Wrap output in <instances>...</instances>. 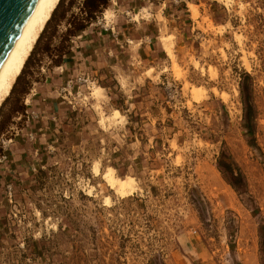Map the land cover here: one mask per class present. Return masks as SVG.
I'll use <instances>...</instances> for the list:
<instances>
[{
	"label": "rangeland",
	"instance_id": "rangeland-1",
	"mask_svg": "<svg viewBox=\"0 0 264 264\" xmlns=\"http://www.w3.org/2000/svg\"><path fill=\"white\" fill-rule=\"evenodd\" d=\"M81 1L0 106V264H264V0H110L67 38Z\"/></svg>",
	"mask_w": 264,
	"mask_h": 264
},
{
	"label": "bare ground",
	"instance_id": "bare-ground-1",
	"mask_svg": "<svg viewBox=\"0 0 264 264\" xmlns=\"http://www.w3.org/2000/svg\"><path fill=\"white\" fill-rule=\"evenodd\" d=\"M58 2L59 0H36L25 23L0 65V106L9 95L16 78L21 73L26 60ZM191 8L192 12L195 13L193 7ZM166 49L168 53L172 54L170 46H166ZM200 91V88L192 87L191 93L195 99L199 98L198 95L201 96ZM93 94H96V91ZM112 115L122 116L118 109H114ZM93 170L95 172L98 171V163L94 165ZM103 178L107 185L120 196L128 195L135 186L132 176L121 178L115 175L114 169L111 167H108L103 173ZM106 200H108V197Z\"/></svg>",
	"mask_w": 264,
	"mask_h": 264
},
{
	"label": "trees",
	"instance_id": "trees-1",
	"mask_svg": "<svg viewBox=\"0 0 264 264\" xmlns=\"http://www.w3.org/2000/svg\"><path fill=\"white\" fill-rule=\"evenodd\" d=\"M109 1L110 0H82L79 6V12L81 16L80 18H78V21H75L77 17H75L73 13H71L69 17L62 16L60 21H65V24L69 26L66 28V32H65L66 37L68 38L69 36L73 35L74 32L85 28L87 23H89L90 20L95 19L96 15H98L100 12L103 11V9L108 5ZM58 5L55 7L56 9ZM70 7H72L71 4H70ZM56 9H54L53 11L55 12ZM54 12L52 13V16H50L51 18L49 19H52ZM47 50H49L48 47L46 49V52ZM57 51H59V54H56L55 55L56 59L52 61L55 65L60 64L61 56H62L61 54H63L60 48ZM245 78H249V75L247 73H245L244 75V79ZM241 93L243 97L242 98L243 102L245 104V109H244L245 110V120H246L247 126L249 127L252 124L253 118H254L253 107H252L249 93L248 92L245 93V90L243 89L242 86H241ZM229 168L231 167L229 166ZM230 174L235 179L238 176L240 177V173L238 172L236 175H234L232 169L230 170ZM231 186L234 189H236L235 185L231 184ZM261 246H262V252L264 253V232H262L261 234Z\"/></svg>",
	"mask_w": 264,
	"mask_h": 264
},
{
	"label": "water",
	"instance_id": "water-1",
	"mask_svg": "<svg viewBox=\"0 0 264 264\" xmlns=\"http://www.w3.org/2000/svg\"><path fill=\"white\" fill-rule=\"evenodd\" d=\"M36 0H0V65Z\"/></svg>",
	"mask_w": 264,
	"mask_h": 264
}]
</instances>
